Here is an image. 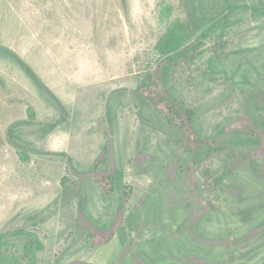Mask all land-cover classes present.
Instances as JSON below:
<instances>
[{
    "label": "rangeland",
    "instance_id": "1",
    "mask_svg": "<svg viewBox=\"0 0 264 264\" xmlns=\"http://www.w3.org/2000/svg\"><path fill=\"white\" fill-rule=\"evenodd\" d=\"M0 264H264V0H0Z\"/></svg>",
    "mask_w": 264,
    "mask_h": 264
},
{
    "label": "trees",
    "instance_id": "2",
    "mask_svg": "<svg viewBox=\"0 0 264 264\" xmlns=\"http://www.w3.org/2000/svg\"><path fill=\"white\" fill-rule=\"evenodd\" d=\"M172 11V5L162 4L160 7L161 20L170 19ZM199 29V26L193 27L189 22H184L180 19H172L169 22L165 34L158 42V48L165 55V61L168 64L166 72H169L170 68L172 69L182 62H187L192 55L201 49V37L203 35L201 37L196 36ZM22 65L36 81L41 82L28 65L23 63ZM137 92L144 97L147 96L172 125L185 133L188 137L186 139L187 145L193 146L195 140L192 137V123L194 121L192 110L182 106L175 98L168 95L154 76L149 75L147 78L145 77L139 83ZM113 181L114 175L104 176L101 179L108 193L113 192ZM95 238L98 243L109 242L111 240V236L99 235Z\"/></svg>",
    "mask_w": 264,
    "mask_h": 264
}]
</instances>
